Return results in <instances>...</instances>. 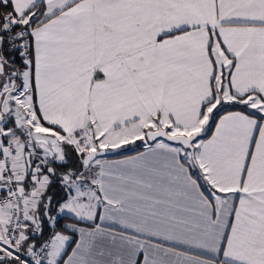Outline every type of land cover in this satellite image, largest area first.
Listing matches in <instances>:
<instances>
[{
	"label": "snow or ice",
	"instance_id": "obj_1",
	"mask_svg": "<svg viewBox=\"0 0 264 264\" xmlns=\"http://www.w3.org/2000/svg\"><path fill=\"white\" fill-rule=\"evenodd\" d=\"M0 264H264V0H0Z\"/></svg>",
	"mask_w": 264,
	"mask_h": 264
},
{
	"label": "trees",
	"instance_id": "obj_2",
	"mask_svg": "<svg viewBox=\"0 0 264 264\" xmlns=\"http://www.w3.org/2000/svg\"><path fill=\"white\" fill-rule=\"evenodd\" d=\"M228 110H237V109H233V108H230L228 107L227 105H225L221 110H220V113L221 114L222 112L224 111H228ZM143 148V145L142 143H139V141L136 142L135 145H132V146H125L123 149L121 150H118L117 152H114V153H111V154H108L107 157H118V156H123V155H127V154H130V153H133V152H136V151H139ZM48 233L47 231L45 232V237H47Z\"/></svg>",
	"mask_w": 264,
	"mask_h": 264
},
{
	"label": "crops",
	"instance_id": "obj_3",
	"mask_svg": "<svg viewBox=\"0 0 264 264\" xmlns=\"http://www.w3.org/2000/svg\"><path fill=\"white\" fill-rule=\"evenodd\" d=\"M228 111H234V110H228ZM225 112H226V111L222 112L221 115L224 114ZM218 118H219V117L217 116V119H218ZM142 151H144V148H142V149L139 150V151H136V152H133V153L127 154V155L118 156V157H106V159H109V160H122V159H125V158L130 157V156H135L137 153L142 152Z\"/></svg>",
	"mask_w": 264,
	"mask_h": 264
},
{
	"label": "rangeland",
	"instance_id": "obj_4",
	"mask_svg": "<svg viewBox=\"0 0 264 264\" xmlns=\"http://www.w3.org/2000/svg\"><path fill=\"white\" fill-rule=\"evenodd\" d=\"M139 143H142V142L139 141Z\"/></svg>",
	"mask_w": 264,
	"mask_h": 264
},
{
	"label": "water",
	"instance_id": "obj_5",
	"mask_svg": "<svg viewBox=\"0 0 264 264\" xmlns=\"http://www.w3.org/2000/svg\"><path fill=\"white\" fill-rule=\"evenodd\" d=\"M109 154H111V153H109Z\"/></svg>",
	"mask_w": 264,
	"mask_h": 264
}]
</instances>
